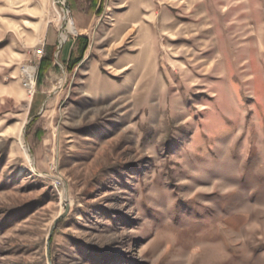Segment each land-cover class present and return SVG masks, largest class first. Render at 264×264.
Returning a JSON list of instances; mask_svg holds the SVG:
<instances>
[{
    "label": "rangeland",
    "instance_id": "rangeland-1",
    "mask_svg": "<svg viewBox=\"0 0 264 264\" xmlns=\"http://www.w3.org/2000/svg\"><path fill=\"white\" fill-rule=\"evenodd\" d=\"M150 2L36 91L60 7L0 0V264H264V0Z\"/></svg>",
    "mask_w": 264,
    "mask_h": 264
},
{
    "label": "crops",
    "instance_id": "crops-1",
    "mask_svg": "<svg viewBox=\"0 0 264 264\" xmlns=\"http://www.w3.org/2000/svg\"><path fill=\"white\" fill-rule=\"evenodd\" d=\"M124 1H126V0H101L100 12L102 10V14L103 15L106 14L105 16H110L112 14V12H111L112 9L120 8L117 12H115V14H117V15L119 14L118 17L121 19V18L124 17V15L126 13H128L127 12L128 8H131V7L132 8H136V7L151 6L152 5V3L150 2L151 0H146V2H144V0H127L126 3H124ZM166 1L168 3L169 0H166ZM172 1H174V0H172ZM61 3L63 4V6L65 5V7H66L65 11L69 14V16L71 18V21H72V23L74 25L73 17H72V14L70 12L69 2L67 0H63ZM155 5H160V4H155ZM72 6H73V9L75 11H77L78 9H81V8L85 7V0H72ZM124 8H126V10ZM97 16L98 15H95L93 17L92 23H93V21L95 20V18ZM137 20L138 19L131 20L130 24H132L133 22H137ZM92 23H91V25H92ZM91 25H90V27H91ZM126 28L128 30L132 29V27L130 28V26H128ZM88 29L78 28V27H76L74 25V30L75 31L76 30L87 31ZM50 30L51 29H48L47 32H46L44 44L42 46H41L42 43L40 44V46H41L40 51L42 52L41 56L44 54L45 45H47V46H55L57 51L59 50L58 53L60 54L59 57H60L61 61L64 64H66L72 58H74L73 57L74 55H76V54L78 55L79 54V52L81 51L82 47L85 46V44H84L85 42H86V48L83 51V58L90 53V45H89V42H88V35L87 34H75V33L74 34H69V36H67L66 41L63 42L61 45H59V34L55 35L53 33V36L48 37V34H49Z\"/></svg>",
    "mask_w": 264,
    "mask_h": 264
},
{
    "label": "trees",
    "instance_id": "trees-1",
    "mask_svg": "<svg viewBox=\"0 0 264 264\" xmlns=\"http://www.w3.org/2000/svg\"><path fill=\"white\" fill-rule=\"evenodd\" d=\"M69 2L70 12L73 17L74 25L78 28L88 29L92 23V19L95 15H98L101 9V0H85V7L75 11L72 6V0H67ZM78 16V17H77ZM79 20H78V19ZM82 47L79 54L72 58L69 62L65 64V70L67 73H70L74 66L82 59L83 51L86 48ZM56 53L55 46L44 47V54L41 56L38 64L37 75H36V85L35 90L40 91L43 83L50 77L51 72L55 69L56 65L54 64V57ZM35 118L29 123L32 125ZM44 131L40 127H35L33 133V143L39 145L41 143Z\"/></svg>",
    "mask_w": 264,
    "mask_h": 264
},
{
    "label": "bare ground",
    "instance_id": "bare-ground-1",
    "mask_svg": "<svg viewBox=\"0 0 264 264\" xmlns=\"http://www.w3.org/2000/svg\"><path fill=\"white\" fill-rule=\"evenodd\" d=\"M58 9H59V12H58L59 18L61 17L65 21V31L67 33L72 32L73 31V25H72L71 18L69 16V14L68 13H63L62 10H61V8H58ZM146 59H148V56H146ZM147 67L148 66H146L145 68H143V71H142L144 73V77H145V75L147 73Z\"/></svg>",
    "mask_w": 264,
    "mask_h": 264
},
{
    "label": "water",
    "instance_id": "water-1",
    "mask_svg": "<svg viewBox=\"0 0 264 264\" xmlns=\"http://www.w3.org/2000/svg\"><path fill=\"white\" fill-rule=\"evenodd\" d=\"M56 3L61 8L62 12L66 13L65 9L63 8V4L59 0H56ZM63 25H65V23H63ZM64 31H65V27L62 26L61 27V33H60V36H59V45H61L67 39V34L68 33L64 32ZM58 52H59V50H58Z\"/></svg>",
    "mask_w": 264,
    "mask_h": 264
}]
</instances>
